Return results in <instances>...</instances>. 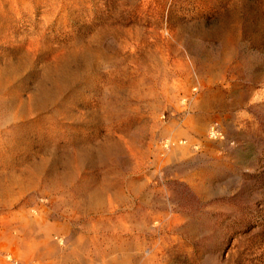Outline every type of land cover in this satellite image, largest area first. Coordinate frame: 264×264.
Here are the masks:
<instances>
[{
    "label": "rangeland",
    "instance_id": "1",
    "mask_svg": "<svg viewBox=\"0 0 264 264\" xmlns=\"http://www.w3.org/2000/svg\"><path fill=\"white\" fill-rule=\"evenodd\" d=\"M0 264H264V0H0Z\"/></svg>",
    "mask_w": 264,
    "mask_h": 264
},
{
    "label": "built area",
    "instance_id": "2",
    "mask_svg": "<svg viewBox=\"0 0 264 264\" xmlns=\"http://www.w3.org/2000/svg\"><path fill=\"white\" fill-rule=\"evenodd\" d=\"M9 259H11V257H9Z\"/></svg>",
    "mask_w": 264,
    "mask_h": 264
}]
</instances>
